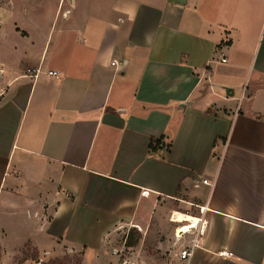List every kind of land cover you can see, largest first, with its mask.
Masks as SVG:
<instances>
[{
    "label": "crops",
    "instance_id": "crops-1",
    "mask_svg": "<svg viewBox=\"0 0 264 264\" xmlns=\"http://www.w3.org/2000/svg\"><path fill=\"white\" fill-rule=\"evenodd\" d=\"M176 212L190 264H264V0H0L3 255Z\"/></svg>",
    "mask_w": 264,
    "mask_h": 264
},
{
    "label": "rangeland",
    "instance_id": "rangeland-1",
    "mask_svg": "<svg viewBox=\"0 0 264 264\" xmlns=\"http://www.w3.org/2000/svg\"><path fill=\"white\" fill-rule=\"evenodd\" d=\"M236 97L240 98L241 93L236 92ZM243 104L242 101L236 103L238 112ZM176 227L158 223H151L146 229L123 227L117 231L114 241L103 250V258L88 256L84 264H176V254L184 244V240L176 239ZM88 243L89 254H94L97 250L95 241ZM60 250L43 248L39 252L28 243L17 251L16 256L5 257V248L0 241V264H83L82 252L74 250L71 255H63L65 250Z\"/></svg>",
    "mask_w": 264,
    "mask_h": 264
},
{
    "label": "built area",
    "instance_id": "built-area-1",
    "mask_svg": "<svg viewBox=\"0 0 264 264\" xmlns=\"http://www.w3.org/2000/svg\"><path fill=\"white\" fill-rule=\"evenodd\" d=\"M223 63H225V60H223ZM115 65V63H113ZM40 73L39 70H28V74L31 75L33 78H37L38 74ZM50 75H57V73H50ZM245 92V91H244ZM204 184H207V181L203 182ZM204 230H200L198 233L194 234L195 238H193L190 242V244L186 247H183L179 252V264H190L194 255V251L199 247V240L201 236H203ZM186 234H182L180 237V240H183V237ZM177 236V234H176ZM223 257H232L231 254L227 252L220 253Z\"/></svg>",
    "mask_w": 264,
    "mask_h": 264
},
{
    "label": "bare ground",
    "instance_id": "bare-ground-1",
    "mask_svg": "<svg viewBox=\"0 0 264 264\" xmlns=\"http://www.w3.org/2000/svg\"><path fill=\"white\" fill-rule=\"evenodd\" d=\"M173 222L175 223H186L178 229L177 239H180L182 234L191 233L193 229L199 226V220L194 217L186 216L178 212L174 213Z\"/></svg>",
    "mask_w": 264,
    "mask_h": 264
},
{
    "label": "trees",
    "instance_id": "trees-1",
    "mask_svg": "<svg viewBox=\"0 0 264 264\" xmlns=\"http://www.w3.org/2000/svg\"><path fill=\"white\" fill-rule=\"evenodd\" d=\"M161 141L160 140H151L150 142V150L155 151L157 147L160 145Z\"/></svg>",
    "mask_w": 264,
    "mask_h": 264
},
{
    "label": "water",
    "instance_id": "water-1",
    "mask_svg": "<svg viewBox=\"0 0 264 264\" xmlns=\"http://www.w3.org/2000/svg\"><path fill=\"white\" fill-rule=\"evenodd\" d=\"M226 93H227L228 95H231V92H230L229 89H226ZM182 109H185V106H182Z\"/></svg>",
    "mask_w": 264,
    "mask_h": 264
}]
</instances>
